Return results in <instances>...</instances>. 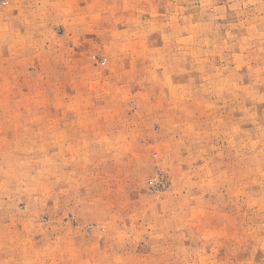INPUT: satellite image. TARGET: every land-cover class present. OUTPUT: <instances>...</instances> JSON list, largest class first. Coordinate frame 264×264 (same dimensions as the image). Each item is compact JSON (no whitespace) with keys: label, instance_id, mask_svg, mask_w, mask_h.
I'll list each match as a JSON object with an SVG mask.
<instances>
[{"label":"rangeland","instance_id":"obj_1","mask_svg":"<svg viewBox=\"0 0 264 264\" xmlns=\"http://www.w3.org/2000/svg\"><path fill=\"white\" fill-rule=\"evenodd\" d=\"M0 264H264V0H0Z\"/></svg>","mask_w":264,"mask_h":264}]
</instances>
